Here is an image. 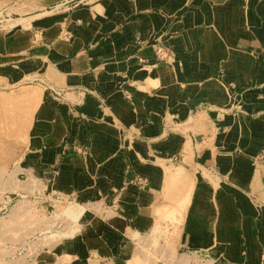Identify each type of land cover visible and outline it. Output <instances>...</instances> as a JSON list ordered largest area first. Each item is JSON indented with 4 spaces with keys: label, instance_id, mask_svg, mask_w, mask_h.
Listing matches in <instances>:
<instances>
[{
    "label": "crops",
    "instance_id": "crops-1",
    "mask_svg": "<svg viewBox=\"0 0 264 264\" xmlns=\"http://www.w3.org/2000/svg\"><path fill=\"white\" fill-rule=\"evenodd\" d=\"M3 1L0 83L58 94H0L19 174L96 208L64 253L264 264V0ZM162 216L172 241L132 239Z\"/></svg>",
    "mask_w": 264,
    "mask_h": 264
},
{
    "label": "rangeland",
    "instance_id": "rangeland-1",
    "mask_svg": "<svg viewBox=\"0 0 264 264\" xmlns=\"http://www.w3.org/2000/svg\"><path fill=\"white\" fill-rule=\"evenodd\" d=\"M77 4L75 0H68L54 9H72ZM11 6L13 3L5 4L0 0V35H8L14 29L12 20L16 15L11 12ZM38 32L40 30L34 28L37 37ZM28 85H40L45 90L50 87L44 79L30 77L18 84L0 83V94H14ZM48 91L58 97L50 89ZM11 124L10 120L0 119V264H92L81 263L72 255L65 254L64 244L73 240L83 224L95 217V206L61 199L50 194L42 183L19 174L24 145L19 141L7 146L3 138L10 139L13 135ZM4 148L9 151L4 153ZM161 220L162 224L154 233L148 232L141 237L135 235L132 239L146 236L145 240L160 245L172 241V217L162 216ZM146 249V256L136 257L130 264H172V258H159L153 254L152 246ZM165 251L169 255L172 248L168 247ZM198 254L205 260H211L208 253Z\"/></svg>",
    "mask_w": 264,
    "mask_h": 264
},
{
    "label": "built area",
    "instance_id": "built-area-1",
    "mask_svg": "<svg viewBox=\"0 0 264 264\" xmlns=\"http://www.w3.org/2000/svg\"><path fill=\"white\" fill-rule=\"evenodd\" d=\"M157 58H159V55H157Z\"/></svg>",
    "mask_w": 264,
    "mask_h": 264
}]
</instances>
